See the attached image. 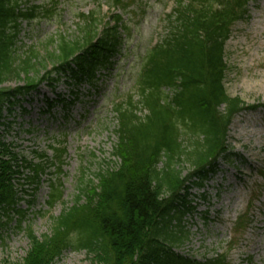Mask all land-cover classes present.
<instances>
[{
	"label": "trees",
	"instance_id": "16d2710c",
	"mask_svg": "<svg viewBox=\"0 0 264 264\" xmlns=\"http://www.w3.org/2000/svg\"><path fill=\"white\" fill-rule=\"evenodd\" d=\"M111 1L126 8L122 0ZM249 2L176 1L168 16V34L143 58L136 81L138 100L127 96L113 108L114 163L91 180L81 172L70 206L61 201V184H50L46 205L62 202L64 207L49 218V233L41 239L25 227L30 249L21 264H55L69 250L84 251L95 264H230L225 255L198 262L174 248L188 236L181 219L194 210L188 207L189 191L202 187L217 172L219 161L235 156L228 145L232 121L240 113L264 110V103L248 105L225 88V45L233 25L247 18ZM24 4L0 0V230L12 216L21 230L25 212L17 186L23 179L38 185L44 172L43 164L18 157L12 145L4 143L2 111L37 93L43 84L53 89L62 78L94 86L97 73L111 66L120 46L118 29L124 27L114 15L113 26L98 30L99 20L91 12L81 15L83 26L75 36L58 37L54 50L46 49L41 56L31 47L20 56V23L37 19L41 10L44 17L50 14L38 6L23 9ZM14 80L25 82L4 87ZM46 102L48 108L57 103ZM53 150L59 172L63 150ZM37 157L53 164L44 154ZM23 171L31 176L23 178Z\"/></svg>",
	"mask_w": 264,
	"mask_h": 264
},
{
	"label": "rangeland",
	"instance_id": "374dc122",
	"mask_svg": "<svg viewBox=\"0 0 264 264\" xmlns=\"http://www.w3.org/2000/svg\"><path fill=\"white\" fill-rule=\"evenodd\" d=\"M176 1L122 0L123 8L111 0H23V9L38 6L50 14L44 17L41 10L37 19L20 23V56L31 47L41 56L46 49L54 50L58 37L75 36L83 26L81 15L91 12L99 20L98 30L113 26L114 15L121 17L124 27L118 29L120 46L111 66L97 73L94 86L62 78L53 89L43 84L38 93L2 111L4 143L11 144L18 157L43 164L44 172L38 176V185L23 179L17 186L25 219L21 230L15 228L16 216L0 230V264L23 262L30 249L23 232L26 226L38 239L49 233V218L71 205L81 172L85 180H91L98 170L114 163L110 157L115 143L113 108L127 96L138 100L136 81L143 58L168 34V16ZM225 61L227 93L248 105L264 103V0H250L247 18L233 25ZM24 82L9 81L4 87ZM46 99L57 103L48 108ZM228 145L234 158L219 161L217 172L202 187L189 191L188 207L194 210L181 219L188 236L174 252L198 262L225 255L230 264H264V110L239 114L229 126ZM53 149L63 150L59 172ZM34 153L44 154L53 164L46 165ZM28 176L31 173L23 171V178ZM58 183L64 205L56 202L48 207L50 184ZM55 264L95 263L84 251L69 250Z\"/></svg>",
	"mask_w": 264,
	"mask_h": 264
}]
</instances>
